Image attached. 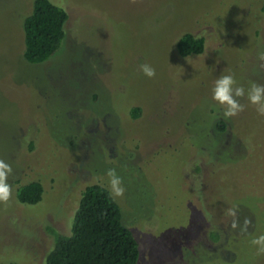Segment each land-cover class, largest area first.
Wrapping results in <instances>:
<instances>
[{
	"label": "rangeland",
	"instance_id": "1",
	"mask_svg": "<svg viewBox=\"0 0 264 264\" xmlns=\"http://www.w3.org/2000/svg\"><path fill=\"white\" fill-rule=\"evenodd\" d=\"M33 1L0 0V159L13 170L0 264H45L52 231L70 234L87 186L110 192L111 168L137 264H264L251 244L264 234V116L247 99L251 82L264 85V0H50L68 14L65 36L49 60L29 64ZM185 34L204 40L201 55L178 54ZM227 74L246 105L228 120L212 99ZM30 182L44 189L33 206L16 198Z\"/></svg>",
	"mask_w": 264,
	"mask_h": 264
},
{
	"label": "trees",
	"instance_id": "2",
	"mask_svg": "<svg viewBox=\"0 0 264 264\" xmlns=\"http://www.w3.org/2000/svg\"><path fill=\"white\" fill-rule=\"evenodd\" d=\"M264 12V1L262 3ZM68 14L50 0H34L30 15L23 21L25 48L23 57L29 64L49 60L61 47ZM204 40L191 34L177 43L181 57L201 55ZM140 109L134 107L132 116ZM223 131L224 127H218ZM43 186L30 182L20 186L16 198L24 205H37L43 196ZM54 245L45 264H137L139 246L132 232L122 224L121 210L104 186L93 184L81 193L69 235L52 231ZM15 264V263H8Z\"/></svg>",
	"mask_w": 264,
	"mask_h": 264
},
{
	"label": "clouds",
	"instance_id": "3",
	"mask_svg": "<svg viewBox=\"0 0 264 264\" xmlns=\"http://www.w3.org/2000/svg\"><path fill=\"white\" fill-rule=\"evenodd\" d=\"M135 3L136 0H131ZM260 68L264 69V53L258 56ZM139 70L148 78L156 76V70L151 65L144 63L139 65ZM245 97V88L238 85L233 74L221 75L215 80L212 89V99L216 101L223 108V118L228 120L238 116L245 110L246 105L240 102V99ZM247 99L249 103L255 106L256 112L260 116H264V85L251 82L247 90ZM12 166L0 159V203L8 205L12 198V185L8 183V178L12 174ZM108 177L110 196L115 199L123 197L125 194V187L123 186L122 178L117 174L114 168L108 169L106 173ZM238 209L236 207L227 210V215L232 217L231 228L237 229L240 227L237 215ZM251 225V220L245 218L242 232H247ZM251 244L257 246V254H264V234L254 237Z\"/></svg>",
	"mask_w": 264,
	"mask_h": 264
}]
</instances>
